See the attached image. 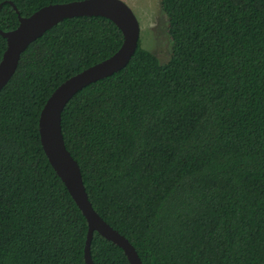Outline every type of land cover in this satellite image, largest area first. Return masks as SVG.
Masks as SVG:
<instances>
[{
	"label": "trees",
	"instance_id": "trees-1",
	"mask_svg": "<svg viewBox=\"0 0 264 264\" xmlns=\"http://www.w3.org/2000/svg\"><path fill=\"white\" fill-rule=\"evenodd\" d=\"M69 0H0V27ZM171 56L139 40L62 111L89 199L144 264H264V0H160ZM108 17H67L0 90V264H86L88 223L49 162L39 115L67 77L112 54ZM6 39L0 34V59ZM94 264H131L94 231Z\"/></svg>",
	"mask_w": 264,
	"mask_h": 264
},
{
	"label": "water",
	"instance_id": "water-1",
	"mask_svg": "<svg viewBox=\"0 0 264 264\" xmlns=\"http://www.w3.org/2000/svg\"><path fill=\"white\" fill-rule=\"evenodd\" d=\"M19 23L0 34L6 47L0 59V90L14 74L20 56L27 46L52 26L67 17L101 15L113 20L123 33L120 46L106 58L89 65L62 81L49 95L39 115V136L43 150L88 223L84 246L86 264H94L91 241L94 231L119 245L131 264H144L132 242L107 222L89 199L82 171L67 148L62 131V111L72 96L87 84L123 68L133 56L140 40V24L132 8L124 0H69L45 4L29 15H21Z\"/></svg>",
	"mask_w": 264,
	"mask_h": 264
},
{
	"label": "rangeland",
	"instance_id": "rangeland-1",
	"mask_svg": "<svg viewBox=\"0 0 264 264\" xmlns=\"http://www.w3.org/2000/svg\"><path fill=\"white\" fill-rule=\"evenodd\" d=\"M140 24L141 45L157 55L161 63L171 56L172 43L167 33V15L160 0H124Z\"/></svg>",
	"mask_w": 264,
	"mask_h": 264
}]
</instances>
